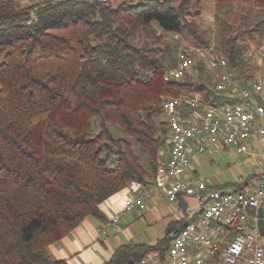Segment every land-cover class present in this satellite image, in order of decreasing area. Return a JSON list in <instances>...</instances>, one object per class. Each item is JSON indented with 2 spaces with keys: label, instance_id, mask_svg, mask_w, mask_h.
<instances>
[{
  "label": "trees",
  "instance_id": "trees-1",
  "mask_svg": "<svg viewBox=\"0 0 264 264\" xmlns=\"http://www.w3.org/2000/svg\"><path fill=\"white\" fill-rule=\"evenodd\" d=\"M213 2L246 8L236 23L215 12L212 53L248 84L257 67L247 50L264 43V0ZM201 14V0H0V264H67L51 259L49 245L86 217L106 222L100 204L111 195L153 184L168 149L162 100L228 99L198 62L163 79L184 49L168 34L211 49ZM252 176L229 185L240 190ZM185 221H170L152 244H120L103 264L163 260Z\"/></svg>",
  "mask_w": 264,
  "mask_h": 264
},
{
  "label": "built area",
  "instance_id": "built-area-1",
  "mask_svg": "<svg viewBox=\"0 0 264 264\" xmlns=\"http://www.w3.org/2000/svg\"><path fill=\"white\" fill-rule=\"evenodd\" d=\"M206 50L180 49L177 63L163 79H180L198 62L216 76L215 89L226 91L228 99L207 103L196 95L164 98L168 149L153 184L126 196L97 227L101 235L117 230L120 218L130 211L145 210L146 200L157 190L166 202L181 207V219L186 221L173 234L164 259L151 253L141 264H264L258 217L264 203V43L247 50L256 67L263 68L248 84L226 70L224 57ZM250 142L259 145L261 164L254 166L256 176L242 189L214 187L191 174L192 161L210 147H232L246 153ZM188 198L193 199V206Z\"/></svg>",
  "mask_w": 264,
  "mask_h": 264
},
{
  "label": "crops",
  "instance_id": "crops-1",
  "mask_svg": "<svg viewBox=\"0 0 264 264\" xmlns=\"http://www.w3.org/2000/svg\"><path fill=\"white\" fill-rule=\"evenodd\" d=\"M22 1L25 2L27 0ZM262 72L263 68L258 66L256 73ZM202 157H204V154L192 161L191 174L193 176L199 177L197 168L201 165ZM209 183L214 187L223 185L222 183ZM139 188V186L131 184L102 202L100 208L107 218L109 214L122 205V201L126 196L136 194ZM161 200L165 201L162 192L160 190L155 191L153 196L146 200L145 210L127 212L120 218L119 228L117 230L109 229L105 235H101L97 231V227L101 223L98 219L92 216L86 217L71 233L49 245V256L51 259H64L67 264H103L104 261L110 258L112 251L120 244H152L155 241L145 242L142 240L139 242L136 240L142 231L140 221L143 220V222L148 223L147 219L158 221L162 216H168L167 219L169 221L167 222L169 223L170 221L180 220L183 215L182 208L175 207L176 214L173 218H170L168 213L172 214L173 210L170 207L169 212H167V208L162 206ZM262 208L264 213V203ZM148 229H145V232L154 235Z\"/></svg>",
  "mask_w": 264,
  "mask_h": 264
},
{
  "label": "rangeland",
  "instance_id": "rangeland-1",
  "mask_svg": "<svg viewBox=\"0 0 264 264\" xmlns=\"http://www.w3.org/2000/svg\"><path fill=\"white\" fill-rule=\"evenodd\" d=\"M176 2L177 0H173ZM202 6V14L201 19L199 21V29L202 31L203 40L209 45L206 51L214 50L217 41L216 35V23H215V12H218L220 9L223 14V17H226L228 21L231 23H236L234 18H236L245 12V7L242 4L231 3L224 4L220 6L218 9L215 7L213 0H201ZM218 15V13H217ZM169 40H176L180 43V47L189 48L190 50H199L197 44L193 40L191 35H176V34H168L166 36ZM202 49V48H201ZM260 147L258 144L254 142L249 143V147L246 153H238L232 147H220L219 149H215L210 147L205 153L204 157L201 159V165L197 168L199 177L214 183H222L228 184L225 189H232L229 183L236 182L239 177L246 178L248 175H253V168L256 165L261 164L260 159ZM188 202L190 205H194V201L191 198H188ZM161 204L163 207L167 208V212H169L170 207L173 210V213L169 214L170 218L176 214L174 209V204L165 202L161 200ZM162 216V215H161ZM160 216V217H161ZM168 216H162L158 221H151L147 219L148 223L140 221V228L142 229L140 236L138 237L139 242L144 240L145 242H153L165 235L166 225L168 224L167 219ZM149 228V229H148ZM148 231L152 232L154 235H151ZM139 230V229H138ZM260 242L264 246V235H261Z\"/></svg>",
  "mask_w": 264,
  "mask_h": 264
},
{
  "label": "water",
  "instance_id": "water-1",
  "mask_svg": "<svg viewBox=\"0 0 264 264\" xmlns=\"http://www.w3.org/2000/svg\"><path fill=\"white\" fill-rule=\"evenodd\" d=\"M258 217H259L261 235H264V213L262 207L258 209Z\"/></svg>",
  "mask_w": 264,
  "mask_h": 264
}]
</instances>
